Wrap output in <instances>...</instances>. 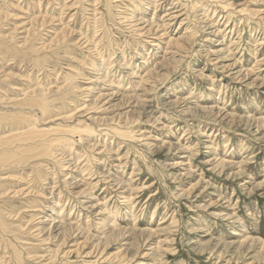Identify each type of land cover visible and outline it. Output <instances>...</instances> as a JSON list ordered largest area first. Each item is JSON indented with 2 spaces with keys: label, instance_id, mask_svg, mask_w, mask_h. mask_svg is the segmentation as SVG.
Returning <instances> with one entry per match:
<instances>
[{
  "label": "rangeland",
  "instance_id": "1",
  "mask_svg": "<svg viewBox=\"0 0 264 264\" xmlns=\"http://www.w3.org/2000/svg\"><path fill=\"white\" fill-rule=\"evenodd\" d=\"M0 264H264V0H0Z\"/></svg>",
  "mask_w": 264,
  "mask_h": 264
},
{
  "label": "bare ground",
  "instance_id": "2",
  "mask_svg": "<svg viewBox=\"0 0 264 264\" xmlns=\"http://www.w3.org/2000/svg\"><path fill=\"white\" fill-rule=\"evenodd\" d=\"M214 110V109H213Z\"/></svg>",
  "mask_w": 264,
  "mask_h": 264
}]
</instances>
